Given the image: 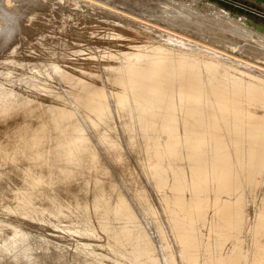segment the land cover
Instances as JSON below:
<instances>
[{"label":"bare ground","instance_id":"obj_1","mask_svg":"<svg viewBox=\"0 0 264 264\" xmlns=\"http://www.w3.org/2000/svg\"><path fill=\"white\" fill-rule=\"evenodd\" d=\"M102 1L94 16L81 0H0V264H264V116L247 124L243 89L205 60L221 52L190 42L205 15L125 19ZM50 74L59 90L42 91ZM259 83L247 93L264 107Z\"/></svg>","mask_w":264,"mask_h":264},{"label":"rangeland","instance_id":"obj_2","mask_svg":"<svg viewBox=\"0 0 264 264\" xmlns=\"http://www.w3.org/2000/svg\"><path fill=\"white\" fill-rule=\"evenodd\" d=\"M82 1L83 2L85 1V2L83 3ZM100 1H102V0H95V1L94 0L93 1L92 0H81V2H80L81 4L78 3V5L76 6V8L78 9L79 7H81L79 9H82L84 11L87 8H90V9H87V10H89L91 13L92 12L93 13L96 12L95 14H93V13L92 14L94 16H97V14H98V16H99V15H102V12L99 9V8H101V3H99ZM104 1H106V2H104ZM119 1L121 2L122 0H116V1L115 0H103L102 2L103 3H107L106 4L107 6L114 5V7H116V9L113 10V11H116V13H117V11H119V13H121V15H124L123 16L124 18L126 17L125 19L129 18L130 17L129 16L130 14L131 15H134L135 14V16H137V13H140L141 11H143L144 9H146L143 5L151 6L153 8L156 4H157V6L160 4L159 6H163V7H165L164 5L166 4L168 6L165 7V9H168V7L176 6V8H177L176 10H178L177 11L178 13H184V14H187L188 16L190 15L191 17L189 16V18H190V21L192 23H194V20L197 21V22L195 21V23H197V24L199 23V21H200V23L203 21L204 23H201V24H203L204 26L206 25L203 28L204 29L203 30L204 31L203 36L201 35L203 38L201 36L198 37L197 35H196L197 36L196 37L195 35H193V34H196V33L193 32L192 36L190 35L188 37V38L191 39L190 42L192 41V43H195V42H193L194 40L196 41V43L198 42L200 45L198 43L197 44L195 43L194 45L197 48L198 47L200 48V47L203 46L202 47V50H204V52L205 51L207 52L208 49H205V47H207L206 45H209L212 48H214L215 50H217L218 53L219 52H221V53L223 52V54L225 53L226 55L224 56V58L226 56H227L226 58H228V55H230V57L228 59H225L224 60V58L222 57L223 55H221V53H219V55H218V54H216L214 52L216 55L213 53L214 55H212V57H215V56L218 57V60L217 61L214 58H212L211 60L208 59V58H205V60L207 59L206 61L211 62L212 64H214V63L215 64L216 63L217 64H220L222 66L220 69L222 71L227 72L228 73L227 76L230 77V79H232L233 81H235V84H237L239 87H241L243 89V94L244 95H242V99H238L237 102L238 103L241 102L240 103L241 104L240 106H242V109L247 113V116H246L247 117V119H246L247 122L246 123L249 124V125H252V126H256L258 124V122L260 121V119L263 118V116H264V107H263V105L260 102H257V101H255V99L251 98L248 95L247 92H248V90H249L250 87L260 86L259 81H261L264 78L263 77L264 75H262V74H264V71H263L264 70V59H263L264 58V56H263L264 55V0H142L143 2L141 0H140L141 2L139 0H133V2H132V0L131 1L130 0L122 1L124 3L131 2V4L134 3L135 5H136L137 2H139L140 4L142 3L141 4L142 5L141 6L142 9L140 7H138V9H137V7L134 4H133L134 6L133 5H130L128 7H127V5L126 6L124 5L125 8H126L125 9L124 6ZM135 1H136V3H135ZM144 1H146V2H144ZM94 2H96V3H94ZM161 3H162V5H161ZM86 4H87V6H84ZM82 5L86 9H84L82 7ZM88 5H90V6H88ZM92 5H93V7H95L94 10L92 9L93 7L91 8ZM120 5L123 6V7H121ZM157 6H155V7H157ZM191 7H193L195 10H193V8L191 9ZM96 8H98V9H96ZM127 8H128V10H127ZM79 9H78V11H79ZM137 10L138 11L140 10V12H138ZM84 11L83 12L80 11V12L83 13L84 15H87V14L90 13V12H86V11H85L86 13H84ZM98 11H99V13H98ZM122 11L128 13L127 16H125L126 14H124V12H122ZM134 12H137V13H134ZM91 13L89 15H91ZM201 14L202 15H205V16H201ZM93 15L90 16V18H92ZM138 16H140V15H138ZM200 16H201V20L202 21L200 19H198V18H200ZM206 16H208V17H206ZM142 17H145V16H142ZM195 17H196V19H195ZM93 18H94V20L95 19L96 20L95 21L93 20L90 26L92 27V25H93L92 28L95 29V30L92 31V28L89 27V29H91V30L88 29L89 32L87 33V31H84L85 30V28H83L84 26H82L81 28L83 29V31L81 33V28L79 27L80 29L77 32L78 35H81L83 33L89 34V33H91L90 31H92L93 33L97 34L101 30V28H102L101 34H104V33H107L108 32V31L107 32L104 31V30H106V28H104L103 26L100 27L97 24V18H95V17H93ZM94 22H96V23L94 24ZM206 22H208L209 25H213V27H215V26H217V27L213 29V27H210L208 25V23L205 24ZM117 23H115V25ZM220 24L223 27L222 28V31L223 30L224 31L218 33L217 30L218 31H221V28L219 27ZM94 25L99 26L100 29L98 27H95ZM117 25H118V27H123L122 25H119V24H117ZM224 25H225V27H224ZM96 28H98L99 31L96 30ZM210 28L213 29V30H215V31L211 30ZM232 31H234V32H232ZM172 32H175V31H172ZM220 33H221V35H219ZM224 33H225V36L227 35L226 37L224 36ZM233 33H234V35H233ZM232 35H233V37L235 36V38H232ZM176 36H177V34H176ZM118 37L115 38L116 40L114 39L116 44H117V41L120 42L121 39L123 40V38H121V37L118 38ZM77 40H73V43H72L73 45H72V48L71 49H74V47H73L74 45H75V48L76 47H78V48H84V46L86 47L85 44H82V43H85V42H83L82 39L79 40L80 43L82 42L81 45H79V42L77 44ZM114 40H110V45H109V41H106L104 43H108V45L111 46L112 44H114L113 43ZM74 41L76 42V44L74 43ZM111 41H113V42H111ZM226 42H229L230 44L229 43L226 44ZM147 43L148 42L146 40L142 44L144 46ZM76 45H78V46H76ZM195 46H194V48H196ZM142 47H141V49H142ZM246 47L249 50H245ZM141 49H139L141 52L144 51V48L142 50ZM242 49L245 50V51H243ZM139 50L138 51L137 50L136 51L129 50V51H131V52L132 51L133 52H140ZM215 50H213V51H215ZM250 51H251V53L260 54L261 56L256 55L257 56L256 57L254 54L249 53ZM210 52H211V50H210ZM27 53H28V51H26V54ZM26 57H27V59L30 58L29 56H26ZM31 57L33 59H35L37 56L36 55L35 56L33 55ZM190 57L192 58L191 55L189 56V58ZM195 57H199L200 58V55H195ZM232 57L235 58V59H231ZM260 57H263V58H260ZM229 59H231V60L229 61ZM262 59H263V61H262ZM221 60H223L224 62L221 61ZM234 60L236 62L238 60H241L242 62L241 63H235ZM243 62H245L246 64H248V63H250V64H248L247 66L245 64L243 66V64H244ZM252 64L253 65H257V67L255 66L253 68V67L249 66V65H252ZM258 66H259V68L262 67L260 69L261 70L263 69L262 70L263 73L259 69H257V72L258 73L256 72V70H252V69L258 68ZM247 67H249V69ZM40 69L41 70L38 69L36 72L43 71V68H40ZM253 71H254V73H253ZM234 74H235V76H234ZM51 75L52 74H50V77H49V75H46V76H48V78L46 77L47 80H45V82L43 84H41V86H40V88L42 87V85L44 86L43 88H41L42 91L47 90L48 87H49V85L51 86V84L53 82V79L52 80H49L51 78ZM101 75L104 77V75L105 76L107 75V72H103ZM42 77L43 76H40V78H42ZM51 87H53L55 90H59L58 87L55 86L54 83H53V85ZM14 90L16 91L18 89L17 88H14ZM244 90H246V91H244ZM37 94H38L37 91L34 92V90L31 89V91L29 92V95L30 96L28 95L29 97L28 96L27 97H28V99H33V98H35V96H33V95H37ZM43 97L46 98L48 96L43 95V96H39L38 98H43ZM49 98H53V97L49 96ZM244 98H251V100H250L251 103H248L247 104V102L244 100ZM37 101L38 102H42V103L46 102L43 99L42 100L41 99H37ZM46 104H49V103H46ZM249 104H251V105L248 106ZM69 110H71V108H69ZM186 208H187V206L186 207H183V210L184 211L187 210V211H191V212H195V211H201V212L203 211V213L206 212L205 209L203 207H200V206H196V207H193V208L188 206V208L187 209ZM206 218H207L208 221L206 219H204L203 224L199 226L200 227V231L203 233V235H205V236L207 235V237H211L213 239L216 238L215 241L216 240L220 241V239H222L221 234H219V232L216 229L213 228L212 223H209L208 217H206ZM210 222H211V220H210ZM206 224H207V228H204L206 226ZM229 240H230V242H229ZM231 242H232L233 245L231 244ZM226 243L227 244H230L232 246H238L239 248H242L243 247V244L241 243V241H238V240L237 241H233V240L231 241V239H226Z\"/></svg>","mask_w":264,"mask_h":264}]
</instances>
